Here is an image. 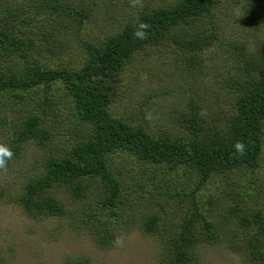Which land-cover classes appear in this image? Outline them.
I'll return each mask as SVG.
<instances>
[{
    "label": "rangeland",
    "instance_id": "rangeland-1",
    "mask_svg": "<svg viewBox=\"0 0 264 264\" xmlns=\"http://www.w3.org/2000/svg\"><path fill=\"white\" fill-rule=\"evenodd\" d=\"M39 1L0 0V16L9 7L19 11L23 4L20 11H30L29 20L37 23L40 15H36L33 6ZM162 1L139 0L133 6L135 0H70L90 9L89 19L81 28L76 19H54L40 36H33L32 58L43 68L78 70L87 59L82 41L99 45L146 6L157 8ZM247 1H214L213 20L219 40L201 52L203 65L198 68L187 66L185 53L170 43L137 53L113 83L118 96L110 107L112 116L144 125L155 136L183 139L187 131L182 113L187 114L192 95L208 123L228 120L233 113L234 95L228 92L227 83L239 75L235 66L239 55L226 46L241 43L252 49L264 39V17L246 19ZM19 66L16 56H0L2 72L17 70ZM15 92L22 91L8 90L0 95V145L8 147L18 122L31 114L42 116L44 108L50 111L49 117H42L41 126L50 130L51 140L46 148L38 147L34 141L23 144L21 153L7 160V171L0 170V189L5 192L0 199V259L5 264H75L79 259H87L88 264H160L161 235L148 233L141 222L157 212L161 224L172 226L184 214V209L167 198L168 189L187 187L183 169L167 184L162 181L163 176L155 178L154 167L127 153L115 152L107 159L122 189L116 216L101 209V184L93 181L89 182L91 190L80 200H74L65 189L53 190L67 214L30 218L18 203L24 186L44 173L45 159L63 155L76 146L82 131L89 127L77 119L73 99L61 81L39 85L33 93L22 92L23 99L13 96ZM4 118L6 123L1 122ZM197 200L201 213L218 227L222 236L229 230L242 231L241 221L251 218L249 211H264V151L258 168L239 170L233 177L216 176L199 191ZM236 207L242 212L232 213ZM89 214L93 217L88 218ZM225 218L228 225L223 222ZM100 222L115 230V240L105 247L93 236L94 226ZM118 237L122 241L119 245L115 243ZM196 256L194 264H246L226 242L201 243Z\"/></svg>",
    "mask_w": 264,
    "mask_h": 264
},
{
    "label": "trees",
    "instance_id": "trees-1",
    "mask_svg": "<svg viewBox=\"0 0 264 264\" xmlns=\"http://www.w3.org/2000/svg\"><path fill=\"white\" fill-rule=\"evenodd\" d=\"M214 1L163 0L157 8L146 6L101 44L82 41L87 59L78 70L41 67L31 55L35 47L33 36H40L54 19H76L81 28L91 15L90 9L70 0H41L33 6L36 15H40L37 23L29 20L30 11H20L25 7L23 4L19 11L9 7L0 16V56H16L20 61L17 70L8 73L0 70V95L8 90L33 93L39 85L61 81L73 99L77 119L89 127L82 131V139L76 146L63 155L45 159L44 173L26 183L18 203L28 217L67 214L53 190L65 189L74 200H80L91 190L89 182L93 181L101 184V191L98 190L101 209L116 216L122 189L107 158L112 153L123 152L154 167L155 178L161 175L167 184L179 169L186 174L187 187L170 188L167 193L170 202L184 209L178 221L172 226L161 224L159 213L153 212L141 222L148 233L161 235L160 264H194L196 248L201 243L223 242L246 264H264V211L258 208L249 211L251 218L241 221L242 231L229 230L222 236L218 227L201 213L197 200L199 191L216 176L233 177L239 170L253 171L259 167L264 151V39L252 49L241 43L226 46L239 55L235 64L239 75L227 83L228 92L234 95L233 113L222 124L208 123L192 95L187 114L182 113L187 131L183 139L152 135L144 125L132 124L110 113L118 96L113 83L137 53L170 43L185 53V63L191 69L203 65L201 52L219 40L213 20ZM244 8L246 19L255 21L264 17V0H248ZM140 23L150 26L143 40L134 35ZM22 36L28 38L22 40ZM22 92L13 96L23 99ZM44 110L42 116L31 114L18 122L7 147L13 155L20 154L22 145L29 141L40 148L49 145L50 130L41 124L42 117H49L50 109ZM1 122L6 123V118ZM238 142L246 146L243 155L235 148ZM4 195L0 189V199ZM231 212L242 210L236 207ZM223 222L229 224L227 218ZM94 227V240L101 247L115 240V230L108 223L100 222ZM0 264L5 262L0 259ZM75 264H88V260L79 259Z\"/></svg>",
    "mask_w": 264,
    "mask_h": 264
},
{
    "label": "clouds",
    "instance_id": "clouds-1",
    "mask_svg": "<svg viewBox=\"0 0 264 264\" xmlns=\"http://www.w3.org/2000/svg\"><path fill=\"white\" fill-rule=\"evenodd\" d=\"M139 0H135L133 6H135V3H138ZM150 26L146 23H140L138 25V30L134 33V35L138 38V39H146L147 38V32L146 30L149 28ZM245 144H243L242 142H238L235 145V148L237 150V152L241 155L244 154L245 151ZM13 156V153L10 149H8L7 147H5L4 145H0V170L3 171H7V160H10ZM121 238H117V240L115 241V243L117 245H119L121 243Z\"/></svg>",
    "mask_w": 264,
    "mask_h": 264
}]
</instances>
